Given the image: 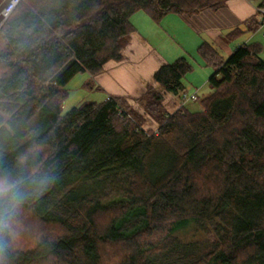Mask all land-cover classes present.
<instances>
[{"label": "trees", "instance_id": "trees-1", "mask_svg": "<svg viewBox=\"0 0 264 264\" xmlns=\"http://www.w3.org/2000/svg\"><path fill=\"white\" fill-rule=\"evenodd\" d=\"M10 1L0 4V264H264L260 43L227 57L198 47L215 70L198 111L164 104L187 95L190 59L160 66L135 98L155 130L130 96L62 110L74 77L123 60L137 12L160 23L226 0H20L8 14ZM243 25L229 37L257 32L260 17ZM21 211L36 220L31 238H14Z\"/></svg>", "mask_w": 264, "mask_h": 264}, {"label": "crops", "instance_id": "crops-1", "mask_svg": "<svg viewBox=\"0 0 264 264\" xmlns=\"http://www.w3.org/2000/svg\"><path fill=\"white\" fill-rule=\"evenodd\" d=\"M4 1L0 0V4ZM259 2L260 0H226V6L218 10L206 9L194 15L169 14L160 23H155L145 12L141 13L143 11L137 12L132 17L136 30L123 51V60H111L106 63L103 72L93 79L95 85L100 87L97 90L104 91L103 100L110 94L130 97L143 94L148 83L153 81L156 70L163 64L172 62L169 56L161 53L158 43H163L167 37L180 46L164 27L166 23L184 28V54L188 53L193 58L199 56L197 49L203 42L214 45L224 57L240 45L260 43L264 48V28L257 32H244L236 39L229 37L233 28L241 26L245 29L243 22L246 19L252 16L260 17L257 11ZM142 25L152 33H146ZM161 32L163 33L159 37L158 33ZM262 56L264 57V49ZM164 104L170 113L181 106L177 98L170 93L165 94Z\"/></svg>", "mask_w": 264, "mask_h": 264}, {"label": "rangeland", "instance_id": "rangeland-1", "mask_svg": "<svg viewBox=\"0 0 264 264\" xmlns=\"http://www.w3.org/2000/svg\"><path fill=\"white\" fill-rule=\"evenodd\" d=\"M141 13H144V12H141ZM142 26H143L142 28L146 30V33H148L149 35L152 33L151 31L148 30L147 27H145L144 25ZM164 27L170 32L172 37H174V39L178 42V44H180V46H177L173 39L166 37V41L160 44L158 43V48L162 50L161 53L165 54L166 56H169L170 60L172 61H174L180 56H188L190 61L193 63L192 65H194V69L190 73H188L184 78L185 94L189 95V98H186L184 93L180 96H177V95L174 96L173 94L172 96L176 97L177 101H179L180 104H184L191 111L201 110V102H200L201 99H203L204 97L209 95L211 92H213V89L208 84V79L210 75L215 72V70L213 67L207 66L206 64H204V62L199 56L196 58H193L189 56L188 53L184 54V49H183L184 47V33H183L184 28H182L181 26L176 27L168 23L164 24ZM162 33L163 32L158 33L159 34L158 36L161 37ZM88 77L89 76L86 73H80L76 77H74L70 81V83L67 85L68 97L65 99L64 104H63V109H62L63 113H66L73 106L79 105L83 101L94 100V101L100 102L103 100L104 91L97 90V89H100V87L95 85V82L93 80L95 76L93 77L90 76L89 78ZM149 83L153 84V82H149ZM147 86H146V89H147ZM195 92H197V94ZM192 94H196L197 99L192 100L190 98ZM141 95H139L138 97H140ZM138 97H131L133 99H130V103L133 107L138 109L140 113L144 114L145 122L143 124V127L147 130L157 129L158 127L157 123L153 119H151V117L146 115L140 103L135 101V98H138ZM168 107H169V104H168ZM166 110L168 113H170L167 108ZM175 111L177 110L172 111V113H174ZM3 186H4V183H0V188H3ZM29 214L30 213L28 211L27 212L21 211L16 215L15 219L13 220L11 224L14 238L17 237L16 236L17 233H23V232H24V235H26L29 238H31L30 235H33L34 233L33 223L30 224V222L32 221L35 222L36 220L35 219L32 220L30 218V221H29L27 217ZM25 216L27 218H25ZM40 229H43L42 225L37 227V233L38 232L40 233ZM55 232L56 230L54 231V233Z\"/></svg>", "mask_w": 264, "mask_h": 264}, {"label": "built area", "instance_id": "built-area-1", "mask_svg": "<svg viewBox=\"0 0 264 264\" xmlns=\"http://www.w3.org/2000/svg\"><path fill=\"white\" fill-rule=\"evenodd\" d=\"M20 2V0H11L7 5H6V11L8 12V14H10L14 8L16 7V5ZM257 11L260 14V28L259 30H262L264 28V6H258L257 7ZM258 30V31H259ZM263 36H264V32H263ZM186 98H189V95H185ZM190 98L192 100L197 99V95L196 94H192L190 96Z\"/></svg>", "mask_w": 264, "mask_h": 264}]
</instances>
